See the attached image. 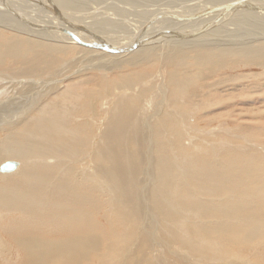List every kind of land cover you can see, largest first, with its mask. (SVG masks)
Returning <instances> with one entry per match:
<instances>
[{
	"label": "bare ground",
	"instance_id": "1",
	"mask_svg": "<svg viewBox=\"0 0 264 264\" xmlns=\"http://www.w3.org/2000/svg\"><path fill=\"white\" fill-rule=\"evenodd\" d=\"M12 160L0 264H264V0H0Z\"/></svg>",
	"mask_w": 264,
	"mask_h": 264
},
{
	"label": "water",
	"instance_id": "2",
	"mask_svg": "<svg viewBox=\"0 0 264 264\" xmlns=\"http://www.w3.org/2000/svg\"><path fill=\"white\" fill-rule=\"evenodd\" d=\"M112 49V48H111ZM114 49V48H113ZM16 166H17V163L16 162H14V161H8V162H6V163H4V164H2L1 165V167H0V169L2 170V171H12V170H14L15 168H16Z\"/></svg>",
	"mask_w": 264,
	"mask_h": 264
},
{
	"label": "rangeland",
	"instance_id": "3",
	"mask_svg": "<svg viewBox=\"0 0 264 264\" xmlns=\"http://www.w3.org/2000/svg\"><path fill=\"white\" fill-rule=\"evenodd\" d=\"M12 161H14V160H12ZM14 162H15V161H14ZM2 164H4V163H1V165H2ZM1 165H0V166H1Z\"/></svg>",
	"mask_w": 264,
	"mask_h": 264
}]
</instances>
